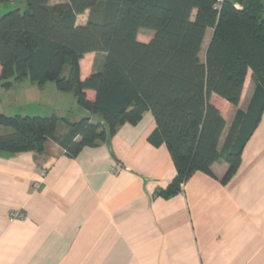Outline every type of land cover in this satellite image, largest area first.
I'll return each instance as SVG.
<instances>
[{
	"label": "trees",
	"instance_id": "16d2710c",
	"mask_svg": "<svg viewBox=\"0 0 264 264\" xmlns=\"http://www.w3.org/2000/svg\"><path fill=\"white\" fill-rule=\"evenodd\" d=\"M50 1L23 0L22 10L0 16V80L7 88L24 80L39 87L52 82L98 119L0 111V126L11 129L0 134L1 153L40 155L52 140L73 157L149 110L152 136L165 143L176 170L163 196L175 194L194 172L214 176L216 161L228 165L222 182L236 173L264 109V0ZM86 10V23L77 25ZM140 29L154 32L149 41L138 40ZM91 52L104 53L102 66L81 79L79 62ZM249 69L254 90L219 147L224 111L239 103ZM60 119L68 124L62 134Z\"/></svg>",
	"mask_w": 264,
	"mask_h": 264
},
{
	"label": "crops",
	"instance_id": "0c3cea01",
	"mask_svg": "<svg viewBox=\"0 0 264 264\" xmlns=\"http://www.w3.org/2000/svg\"><path fill=\"white\" fill-rule=\"evenodd\" d=\"M81 15L77 25L87 21ZM103 58L85 54L80 78L100 69ZM251 75L249 69L239 103L228 110L230 123L248 105ZM50 85L23 87L54 92ZM5 110L0 104L12 115ZM155 127L144 110L73 157L52 140L40 155L0 152V264H264V109L227 182V163L216 161L214 176L194 172L168 197L161 190L176 170L165 143L152 136ZM10 131L0 127V134Z\"/></svg>",
	"mask_w": 264,
	"mask_h": 264
},
{
	"label": "rangeland",
	"instance_id": "374dc122",
	"mask_svg": "<svg viewBox=\"0 0 264 264\" xmlns=\"http://www.w3.org/2000/svg\"><path fill=\"white\" fill-rule=\"evenodd\" d=\"M66 0H52V2L59 3ZM23 0H6L0 1V16L4 13L19 8L23 9ZM87 15H81L79 20H86ZM79 22V21H78ZM154 32L149 29H140L137 35L139 41L146 42L151 39ZM207 43V38L204 43V47L201 53V58H203L204 48ZM4 81L0 80V104L6 108V113L16 114L20 113L23 115H39V116H50L55 114L56 116L64 117L66 119H76L80 120L83 116L80 109L73 97L71 92H60L55 87L54 92L49 90L48 87H44L39 93H35L28 87H23L24 83H29L28 80H24V83L13 82L12 87L3 86ZM48 84H53L52 82H47ZM49 86V85H46ZM54 86V85H50ZM38 94V95H36ZM213 102L217 105L216 97L213 96ZM9 107V108H8ZM10 109V110H9ZM227 126L225 128V133L227 132L231 118L229 117V111L225 112ZM98 117L95 116L94 120ZM2 128L10 129L8 127L0 126ZM66 128L65 122L60 119L57 126V131H62ZM11 130V129H10ZM225 137V135H224ZM223 137V138H224Z\"/></svg>",
	"mask_w": 264,
	"mask_h": 264
},
{
	"label": "built area",
	"instance_id": "2783aa9c",
	"mask_svg": "<svg viewBox=\"0 0 264 264\" xmlns=\"http://www.w3.org/2000/svg\"><path fill=\"white\" fill-rule=\"evenodd\" d=\"M217 1H218V3H219V2H221V1H223V0H217Z\"/></svg>",
	"mask_w": 264,
	"mask_h": 264
}]
</instances>
